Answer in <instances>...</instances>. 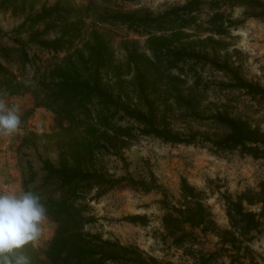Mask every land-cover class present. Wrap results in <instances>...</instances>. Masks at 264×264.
Segmentation results:
<instances>
[{
  "label": "rangeland",
  "instance_id": "1",
  "mask_svg": "<svg viewBox=\"0 0 264 264\" xmlns=\"http://www.w3.org/2000/svg\"><path fill=\"white\" fill-rule=\"evenodd\" d=\"M187 1L18 0V8L0 11V45L20 46L19 40L25 41L27 36L16 34L15 29L27 14L39 11L43 4L56 3L68 11L59 26L70 29L71 35L66 49L54 56L38 51L41 65L53 67L64 57L83 49L92 30L102 33L111 43L109 67L102 73V85L114 97L116 121L132 131L136 140L121 150L119 156L103 152L96 157L95 168L113 184L95 189L88 196L86 202L92 220L86 225V232L129 247V257L137 261L132 264H264L262 205L245 204L247 211L260 215L261 225L246 238L249 241L238 237L233 245L215 233L196 229L194 242L178 247L167 237L163 226L164 210L160 204L163 192L179 199L183 179L206 193L205 203L220 232L231 228L225 197L235 200L245 190H257L264 181V159H254L238 150L215 152L210 142L203 140L222 135L215 121L220 114L247 120L264 133V97L250 95L236 80L239 77L264 88V18L257 17L258 12L251 8L219 0L223 3L221 24L226 32H215L221 18L218 7L206 6L198 13L197 24L184 29L182 34L174 30L151 32L156 37L172 36L163 44L159 42L163 51L159 50L156 58L148 46L149 32L105 18L115 13L146 11L156 16ZM181 47L189 58L170 67L167 50ZM134 52L138 54L135 53L136 60L130 64L129 54ZM194 53L199 56L192 57ZM140 54L148 55L151 60L140 58ZM18 57L12 55L7 66L21 75ZM33 61L26 73L31 74V68L35 70L33 65L37 61ZM137 68L150 71L153 79L158 78L156 92L140 94L135 79ZM37 85L32 83L31 89ZM0 103L17 107L21 118L17 132L0 135V192L23 191V182L32 167L36 177L29 186L37 187L47 196L55 191L56 184L45 183L43 161L48 158L57 163L59 152L55 140L61 139L63 132L55 114L44 107L37 110L35 98L29 93L0 98ZM123 105L130 113H154L159 129L190 142L174 144L142 134L145 126L128 118ZM41 133L51 136L44 137ZM132 179L142 181L151 190L133 184ZM135 217H145L146 224L134 222ZM42 229V236L32 244L31 260L35 264H49L48 252L57 223L47 217ZM134 251L140 252L146 262L142 263Z\"/></svg>",
  "mask_w": 264,
  "mask_h": 264
},
{
  "label": "trees",
  "instance_id": "2",
  "mask_svg": "<svg viewBox=\"0 0 264 264\" xmlns=\"http://www.w3.org/2000/svg\"><path fill=\"white\" fill-rule=\"evenodd\" d=\"M227 1L251 8L258 12L257 17L264 18L262 0ZM17 2L18 0H1L0 11L18 8ZM221 4L223 3H219V0H189L156 16L146 11L142 14L115 13L105 18L134 30L149 32L148 46L153 58H156L158 51H163L159 44H163L172 36L156 37L151 32L174 30L182 34L184 29L197 24L198 13L206 6L218 7L221 18L215 32H226L221 24L224 14ZM67 15L68 11L58 3L53 6L43 4L39 11L27 14L15 29L16 34L26 35L27 40H19L20 46L17 47L0 45V98L32 94L36 101L35 108L44 107L53 112L58 126L63 131L61 139L55 140L59 152L57 163L47 158L44 159L42 168L46 173L45 183H55V191L45 196L37 187L29 186L36 177L32 167L28 179L23 182V191L31 190L38 194L47 209V217L57 223V230L48 252L49 264H107L109 261L132 264L137 261L129 257V247L117 241H105L99 234L85 231L86 225L92 220L89 215L90 205L86 202L88 196L95 189L113 184V181L107 180L95 168L96 157L103 152L119 156L121 150L136 140L132 131L116 121L114 97L102 85V73L109 67L111 43L102 33L92 30L89 42L83 49L64 57L53 67L40 63L38 51L54 56L66 49L71 30L61 29L59 23L64 22ZM135 53L137 52L129 54L130 64L136 60ZM15 54L20 56L18 58L23 72L21 75H17L7 66L11 56ZM166 54L170 67L178 66L179 62L189 58L184 47L168 49ZM139 56L151 60L148 55ZM193 56L199 55L194 53ZM35 59V70L31 68L32 73H26L27 67ZM153 78L150 71L136 69L135 79L141 95L156 92L159 80ZM236 80L239 87L250 95L264 97L263 87L244 82L239 77ZM32 83L38 84L33 90ZM122 108L127 111L125 105ZM126 116L145 126L141 131L144 135H153L174 144L190 142L189 139H180L167 130L159 129L152 112L127 111ZM215 121L220 126L217 130L222 135L216 139L209 136L203 139L210 142L215 152L238 150L254 159H264V133L259 128L253 127L247 120L228 114L218 115ZM66 123L68 126H65ZM41 136L51 135L41 133ZM131 182L151 190L142 181L132 179ZM225 198L226 214L231 228L220 232L212 211L205 203L204 191L198 190L185 179L182 180L179 199L175 200L164 191L160 204L164 210L162 222L167 237L178 247L194 242L196 229L201 233H215L231 245L238 237L248 240L246 238L258 230L261 222L260 215L247 211L245 204L264 207V181L259 184L257 190H245L238 194L235 200L227 196ZM134 222L146 224L147 219L135 217ZM33 250L32 244L22 250L29 258L30 264H35L31 260ZM135 254L142 263L146 262L140 252L136 251ZM153 261L156 263L154 259Z\"/></svg>",
  "mask_w": 264,
  "mask_h": 264
},
{
  "label": "clouds",
  "instance_id": "3",
  "mask_svg": "<svg viewBox=\"0 0 264 264\" xmlns=\"http://www.w3.org/2000/svg\"><path fill=\"white\" fill-rule=\"evenodd\" d=\"M21 125L19 109L0 103V135L10 136ZM47 209L31 190L0 192V264H30L25 246L42 236Z\"/></svg>",
  "mask_w": 264,
  "mask_h": 264
},
{
  "label": "crops",
  "instance_id": "4",
  "mask_svg": "<svg viewBox=\"0 0 264 264\" xmlns=\"http://www.w3.org/2000/svg\"><path fill=\"white\" fill-rule=\"evenodd\" d=\"M40 108H37V110H39Z\"/></svg>",
  "mask_w": 264,
  "mask_h": 264
}]
</instances>
